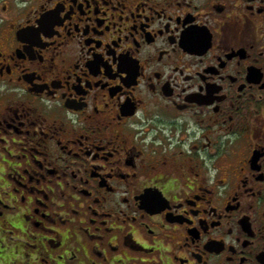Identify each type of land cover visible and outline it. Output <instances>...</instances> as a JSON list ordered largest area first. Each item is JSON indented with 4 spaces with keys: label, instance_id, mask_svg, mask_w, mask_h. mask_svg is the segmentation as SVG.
<instances>
[{
    "label": "flooded vegetation",
    "instance_id": "obj_1",
    "mask_svg": "<svg viewBox=\"0 0 264 264\" xmlns=\"http://www.w3.org/2000/svg\"><path fill=\"white\" fill-rule=\"evenodd\" d=\"M0 264H264V0H0Z\"/></svg>",
    "mask_w": 264,
    "mask_h": 264
},
{
    "label": "rangeland",
    "instance_id": "obj_2",
    "mask_svg": "<svg viewBox=\"0 0 264 264\" xmlns=\"http://www.w3.org/2000/svg\"><path fill=\"white\" fill-rule=\"evenodd\" d=\"M6 246V245H5Z\"/></svg>",
    "mask_w": 264,
    "mask_h": 264
}]
</instances>
